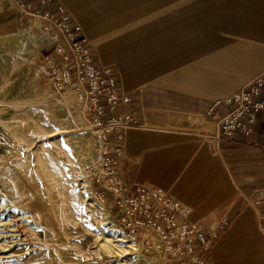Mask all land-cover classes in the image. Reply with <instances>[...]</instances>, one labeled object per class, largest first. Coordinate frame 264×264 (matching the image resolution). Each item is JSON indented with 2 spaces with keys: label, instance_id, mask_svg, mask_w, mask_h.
I'll use <instances>...</instances> for the list:
<instances>
[{
  "label": "crops",
  "instance_id": "obj_1",
  "mask_svg": "<svg viewBox=\"0 0 264 264\" xmlns=\"http://www.w3.org/2000/svg\"><path fill=\"white\" fill-rule=\"evenodd\" d=\"M50 3L66 7L91 40L93 60L116 71L133 99L134 120L112 141L129 188L168 192L190 220L216 229L211 264H264V108L247 136L216 137L215 115L227 107L209 114L264 70V0ZM19 26L0 1V32Z\"/></svg>",
  "mask_w": 264,
  "mask_h": 264
},
{
  "label": "rangeland",
  "instance_id": "obj_2",
  "mask_svg": "<svg viewBox=\"0 0 264 264\" xmlns=\"http://www.w3.org/2000/svg\"><path fill=\"white\" fill-rule=\"evenodd\" d=\"M29 27L0 32V264H127L123 256L95 253L94 233L106 226L99 222L103 216L83 201L87 194L82 185L88 183L87 173L97 160V139L81 100H74L68 109L59 103L60 92L73 89H60L52 82L43 56L52 51L53 36ZM21 131L26 137L19 138ZM37 150L46 156L52 171L66 167L68 186L39 168ZM19 158L27 161L26 170L36 182L33 186L39 185L46 197L43 207L30 202L32 188L17 189L26 181L23 173L15 172ZM106 208L115 209L111 202ZM139 257V264H151Z\"/></svg>",
  "mask_w": 264,
  "mask_h": 264
},
{
  "label": "built area",
  "instance_id": "obj_3",
  "mask_svg": "<svg viewBox=\"0 0 264 264\" xmlns=\"http://www.w3.org/2000/svg\"><path fill=\"white\" fill-rule=\"evenodd\" d=\"M2 1L9 2L22 25L55 34L53 49L43 58L51 63L48 69L55 86L73 81L83 112L99 137L98 158L90 167L88 187L106 205L113 204L117 213L111 214V219L126 238L157 264H211L209 252L218 236L216 229L208 231L190 220V209L168 192L145 184L130 189L123 180L117 167L123 151L112 141L125 138L136 115L133 99L116 71L93 60L92 42L70 12L61 3L51 5V0ZM59 70H64L62 77L57 75ZM263 87L264 70L239 91L214 102L209 114L227 107L225 113L214 114L216 137L252 132L264 108L260 96ZM259 227L264 233L263 221Z\"/></svg>",
  "mask_w": 264,
  "mask_h": 264
},
{
  "label": "bare ground",
  "instance_id": "obj_4",
  "mask_svg": "<svg viewBox=\"0 0 264 264\" xmlns=\"http://www.w3.org/2000/svg\"><path fill=\"white\" fill-rule=\"evenodd\" d=\"M32 33H33V31H32ZM49 33H51V32H49ZM51 35L53 36V41H54L55 34L54 33H51ZM36 45H37V43H36ZM50 64L51 63L49 62V59H47V65L49 67H50ZM105 67L111 68L110 66H105ZM63 71L64 70H59L57 72V75L59 77H62L63 76ZM56 86L58 88H60V89H65L67 87L73 89V90L68 89V90H70L68 92L67 91L60 92V94H61V100H59V103L61 102L64 105H66V108L67 109L70 108V105L72 104V102L75 103L74 100H76V99L77 100H81L80 97H79V95L77 94L75 88H74L73 81L69 82L68 85H67V87H65L62 84H59V85L56 84ZM48 87H50V86H48ZM72 92L76 96L73 95ZM56 101H58V100H56ZM72 106H74V105H72ZM74 107H76V106H74ZM22 123H24V122H22ZM84 123H86L90 127L88 121H85ZM24 125H25V123H24ZM91 128L93 129L92 125H91ZM214 128H215V125H214ZM24 133H25L24 131H21V133L19 135V138L26 137L24 135ZM93 133L95 134L96 139H97V158H98V139H99V137L96 134V131L94 129H93ZM23 140L24 139H22L20 141L22 142ZM45 158H46V156L43 153H41L38 150L36 151V161H37V163L39 165V168L42 171L47 172L48 175H50L54 180H59V182L62 180V181H64L65 185L68 186V181H69V178L68 177L69 176L66 173V170H65L66 167L65 168L63 166H60V168L58 167L59 169H58L57 172L54 171V169H53V171L55 172V173H53L50 164L47 162V159H45ZM26 164H27V161L24 160V159H22V158H19L18 161H17V163H16L17 169L15 170V172H17L19 174H22L23 173V175L26 178V181L22 182L20 184V187L17 188V189H23L24 191H28V190H31V188H32V198L30 199V202H36V207L39 206V205H41L43 207V204H45L43 202L46 200L45 199L46 197H44V195L42 194V192L38 189L39 185L33 186L36 183L35 182V178H34V174L32 172H29V171L26 170ZM8 165L12 166L11 163H8ZM89 175L90 174H89V171H88V173H87V181H88V183L86 184V186H85V184L82 183L83 184L82 186H84L82 188V192L87 194L86 195V198L83 199V201H86V203L88 202V204L91 207H94L98 211V213L103 216L102 218L99 219V222L101 221L102 227L103 226H106V227H103L104 228L103 230H105L104 233L102 232L103 230L101 232L94 233V236H95L94 238H95L96 247H97V249H95L96 255H98V257L107 256V257H114V258H115V256H117V257H122L123 256V257L126 258L127 264H139L140 263V257L139 256L141 255L143 257H146L145 254H143V251H141L140 246L137 243L132 242L131 240H129V239L126 238V235L124 234V232L111 219L112 217H111L110 210L108 209V211H107V208H106L107 205L105 204V202L102 201L101 199H99L89 189V187H88L89 180H90V176ZM31 184H32V186H31ZM12 188H13V186H12ZM49 189H51V188H49ZM51 193H52V191H51ZM66 193L67 192H65V194H64L65 196L66 195L67 196H70V198L71 197H74L73 194H66ZM48 197L51 198L53 196L52 195H49ZM14 203H17V205H22V203L19 202L17 199H14ZM44 206H45L44 209L47 212H50L51 211V213H52V210L53 209L51 210V207H50V210H49V206L48 205H44ZM42 207L41 208L38 207V208L39 209H42ZM51 213H49V214H51ZM101 224H99V225L101 226ZM132 256H134V257H132ZM146 258L149 260L148 262H150L151 264H155V262H156L155 260H153V259H151L149 257H146ZM131 259H132V261H130ZM122 264H124V263H122Z\"/></svg>",
  "mask_w": 264,
  "mask_h": 264
}]
</instances>
